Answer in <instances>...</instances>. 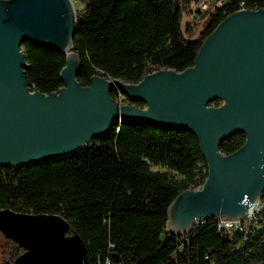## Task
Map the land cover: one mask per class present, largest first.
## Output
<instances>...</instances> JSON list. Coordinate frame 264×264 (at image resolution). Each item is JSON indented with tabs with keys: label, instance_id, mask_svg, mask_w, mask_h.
I'll return each instance as SVG.
<instances>
[{
	"label": "water",
	"instance_id": "obj_1",
	"mask_svg": "<svg viewBox=\"0 0 264 264\" xmlns=\"http://www.w3.org/2000/svg\"><path fill=\"white\" fill-rule=\"evenodd\" d=\"M74 21L71 0H0V165L64 156L121 120L187 128L206 175L173 196L165 229L181 235L211 216L241 219L264 188V7L231 10L202 38L190 65L156 68L135 82L93 73L79 84L78 55L69 48ZM22 40L64 53L55 90L29 89ZM111 88L143 105L117 102ZM214 98L219 103L209 104ZM234 131L244 133L241 144L220 151ZM0 232L22 246L6 264H86L80 236L59 213L0 206Z\"/></svg>",
	"mask_w": 264,
	"mask_h": 264
},
{
	"label": "trees",
	"instance_id": "obj_2",
	"mask_svg": "<svg viewBox=\"0 0 264 264\" xmlns=\"http://www.w3.org/2000/svg\"><path fill=\"white\" fill-rule=\"evenodd\" d=\"M194 1L76 0L69 48L79 59L77 82L87 84L93 73L135 82L156 68L190 65L202 38L237 0L215 6L187 36L195 24L180 20ZM243 1L248 8L264 7V0ZM19 48L29 89L48 93L62 84L63 52L29 40ZM116 92L109 90L113 99ZM123 100L143 105L125 94ZM243 139L234 131L218 148L229 152ZM205 175L204 157L187 128L121 120L64 156L0 165V206L59 213L68 231L80 236L86 264H97L98 256H108V264H264V230L254 225L219 229L211 217L181 235L163 230L173 196L199 187ZM259 199L264 204V188ZM0 234L9 242L0 263L6 264L22 246Z\"/></svg>",
	"mask_w": 264,
	"mask_h": 264
},
{
	"label": "built area",
	"instance_id": "obj_3",
	"mask_svg": "<svg viewBox=\"0 0 264 264\" xmlns=\"http://www.w3.org/2000/svg\"><path fill=\"white\" fill-rule=\"evenodd\" d=\"M225 0H196L191 2L187 6V10L183 13L184 20L188 21L189 23L193 24H201L204 20L205 16L208 14L210 10H212L215 6L221 5ZM243 0H237L235 4V8H244ZM120 93L119 91L116 92ZM245 213L241 219L234 218H224L221 215L211 216L215 218L217 228H232V229H240L242 224L246 225H254V228H261L264 230V204L259 199V196H256L251 201H249L248 205L245 207ZM209 217V218H211ZM200 219L192 224V227L199 225L200 223L204 222L205 220L209 219ZM190 228V229H191ZM109 257L104 256L103 259L100 261L99 256L97 257V264H108Z\"/></svg>",
	"mask_w": 264,
	"mask_h": 264
},
{
	"label": "rangeland",
	"instance_id": "obj_4",
	"mask_svg": "<svg viewBox=\"0 0 264 264\" xmlns=\"http://www.w3.org/2000/svg\"><path fill=\"white\" fill-rule=\"evenodd\" d=\"M72 5L74 8H76L78 6V3L76 2V0H74L72 2ZM184 18H185L184 15H182L181 20H180L181 25L183 24ZM198 28H199V24L193 25L190 32H186L185 35L193 36L196 33V31L198 30ZM19 47H20V45H19ZM114 100H116L119 103H126V101L123 100V94H121V93H117ZM151 166L159 167L158 165H155V164H152ZM163 230H165V226H164ZM163 234H164V231L159 234V237H162ZM8 243H9L8 239L0 234V263L4 259L5 254L7 253Z\"/></svg>",
	"mask_w": 264,
	"mask_h": 264
},
{
	"label": "bare ground",
	"instance_id": "obj_5",
	"mask_svg": "<svg viewBox=\"0 0 264 264\" xmlns=\"http://www.w3.org/2000/svg\"><path fill=\"white\" fill-rule=\"evenodd\" d=\"M74 0H71V2H73ZM66 51H68V48H66Z\"/></svg>",
	"mask_w": 264,
	"mask_h": 264
},
{
	"label": "clouds",
	"instance_id": "obj_6",
	"mask_svg": "<svg viewBox=\"0 0 264 264\" xmlns=\"http://www.w3.org/2000/svg\"><path fill=\"white\" fill-rule=\"evenodd\" d=\"M261 167H264V165H261Z\"/></svg>",
	"mask_w": 264,
	"mask_h": 264
}]
</instances>
